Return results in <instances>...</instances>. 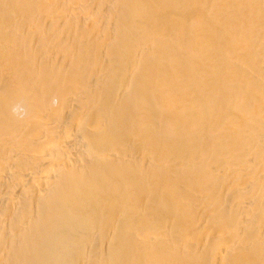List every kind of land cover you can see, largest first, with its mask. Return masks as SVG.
Listing matches in <instances>:
<instances>
[{"label":"bare ground","instance_id":"1","mask_svg":"<svg viewBox=\"0 0 264 264\" xmlns=\"http://www.w3.org/2000/svg\"><path fill=\"white\" fill-rule=\"evenodd\" d=\"M0 264H264V0H0Z\"/></svg>","mask_w":264,"mask_h":264}]
</instances>
